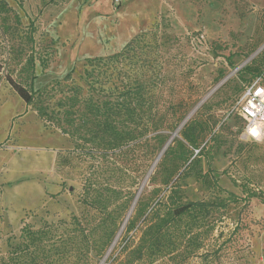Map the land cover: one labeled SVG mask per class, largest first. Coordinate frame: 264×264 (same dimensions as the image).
Returning <instances> with one entry per match:
<instances>
[{"label":"rangeland","instance_id":"rangeland-1","mask_svg":"<svg viewBox=\"0 0 264 264\" xmlns=\"http://www.w3.org/2000/svg\"><path fill=\"white\" fill-rule=\"evenodd\" d=\"M130 41L121 60L99 77L111 89L142 82L152 108L142 106L138 123L127 122L138 137L118 148L72 139L59 128L70 129L62 114L39 118L6 80L31 91L54 87L46 103L58 111L71 83L86 95L87 58L113 55ZM251 64H264V0H0V264H13L14 247L27 240L24 226L50 231L47 252L40 248L47 262L112 264L138 198L154 196V172L161 177L179 164L164 152L191 121L206 125L202 145L210 148L180 178L183 196L219 199L231 192L242 200L230 208L239 221L230 242L221 244L231 227L218 221L210 245L200 249L212 250L210 260L193 257L188 264H264V136H244L232 112ZM156 134L167 137L163 145ZM208 165L223 190L194 174ZM252 191L258 196L244 201ZM137 234L129 233L134 240Z\"/></svg>","mask_w":264,"mask_h":264},{"label":"trees","instance_id":"trees-1","mask_svg":"<svg viewBox=\"0 0 264 264\" xmlns=\"http://www.w3.org/2000/svg\"><path fill=\"white\" fill-rule=\"evenodd\" d=\"M131 42H128L121 51L113 55L87 58L86 63L89 67L84 71V80L87 84L86 95L82 94V86L71 83L66 87L69 94L57 101L58 111H50L49 105L46 103L50 92H55L54 87L49 89L43 87L31 91L10 76H7L6 80L25 104L31 106L39 118L51 121L52 115L62 114L64 116L62 120L65 119L70 129H63L61 126L59 128L69 134L72 139H84L94 146L102 144L101 146L104 148H118L138 137L127 122L138 123L134 117L140 116L142 106L152 108L145 95L150 89L146 87L145 90L142 82L135 81L132 85L125 83L111 89L104 87L105 82L102 81V77H106L107 70L103 67L108 66L111 62L120 61L123 54L131 48ZM46 61V58H42L40 63L45 65ZM25 63L28 68H31L32 57L27 58ZM244 70L249 77L239 86L234 102L243 87L254 77L263 75L264 78V64L260 66L246 65ZM65 78H69V74ZM131 99L133 103L129 102ZM81 106H83L82 113L78 117L77 125H74V114ZM234 114L242 125L240 116L236 112ZM182 118L183 115L178 118V122ZM175 127H177V123L176 126L174 124V128L172 127L173 130ZM207 131L208 128L204 123L186 122L180 129L181 138L176 140L174 146H167L164 153L174 156L180 162L178 165L172 164L161 177L156 171L154 172L151 178L155 184L152 189L154 196L148 202L141 199L142 197L138 198L134 215L128 219L125 227V242L119 253L112 259V264L116 262V264H132L143 261L150 264L156 262L188 264L193 257L205 258L207 261L212 250L206 249V251L200 252V249L210 245L209 242L212 238H210V234L216 228L217 222L221 220H225V226L231 227L221 244L226 245L230 242L231 236L239 227V221L233 216L230 208L242 199L229 192L225 198L192 200L184 197L180 189V178L192 172L202 157L206 158L207 150L210 147L206 149L208 142L203 145L202 143ZM156 136L159 137L160 145H163L167 140V137L164 138L165 135L156 134ZM212 139L214 140V137H211ZM212 171L208 165L205 172L198 169V171H194V174L205 184L218 186V189L223 190L212 176ZM156 177H158L157 181ZM256 196L258 194L252 191L243 200L246 201ZM78 228L85 244L92 245L91 237L88 232L86 233L85 228ZM134 229L138 231L136 240H134V235L133 237L129 235ZM116 230L114 225L109 231V239L115 235ZM21 231H25L23 235L27 240L19 242L14 247L13 264H54V261L51 263L47 262L46 258H40V248H42L43 254L47 252L43 244L50 231L26 230L25 226L21 228ZM220 234L222 235L223 232L220 231ZM124 251L126 252L124 260H119V255Z\"/></svg>","mask_w":264,"mask_h":264},{"label":"built area","instance_id":"built-area-1","mask_svg":"<svg viewBox=\"0 0 264 264\" xmlns=\"http://www.w3.org/2000/svg\"><path fill=\"white\" fill-rule=\"evenodd\" d=\"M118 2L119 0H115ZM232 112L242 119V134L252 140L264 136V78L254 77L236 98Z\"/></svg>","mask_w":264,"mask_h":264}]
</instances>
